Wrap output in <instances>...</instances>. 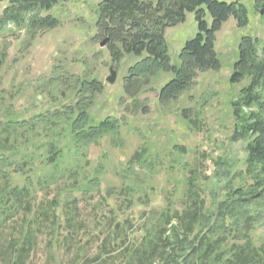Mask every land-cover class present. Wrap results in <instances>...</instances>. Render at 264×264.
I'll use <instances>...</instances> for the list:
<instances>
[{
    "label": "rangeland",
    "instance_id": "rangeland-1",
    "mask_svg": "<svg viewBox=\"0 0 264 264\" xmlns=\"http://www.w3.org/2000/svg\"><path fill=\"white\" fill-rule=\"evenodd\" d=\"M99 1L67 0L43 13L58 21L53 28L0 32V264L15 262L24 238L32 249L18 264H137L141 246H157L145 242L147 230L201 232V246L221 253L218 264H235L234 246H251L255 264H264V197L242 208L247 217L238 224L226 217L218 226L216 218L228 194L253 183L246 159L256 135L244 126L253 122L245 111L257 113L258 105L242 104L235 115L232 103L250 79L231 84L229 77L242 37L254 39L257 59L264 54V0H241L247 25L230 17L215 34L220 70L198 72L168 101L159 91L170 72L127 87L138 61L131 54L115 60V81H106L112 58L95 27ZM195 33L192 14L165 31L171 64ZM91 81L100 89H88ZM72 109L89 114L86 127L105 119L117 127L76 143L68 120L53 118Z\"/></svg>",
    "mask_w": 264,
    "mask_h": 264
},
{
    "label": "trees",
    "instance_id": "trees-1",
    "mask_svg": "<svg viewBox=\"0 0 264 264\" xmlns=\"http://www.w3.org/2000/svg\"><path fill=\"white\" fill-rule=\"evenodd\" d=\"M5 1L7 5L0 14V32L11 28H26L27 31L53 28L58 21L50 15L42 14L50 13L57 5L67 0H0V3ZM94 14L98 35H103L109 40L107 48L112 60L118 63L123 53L138 58V61L128 68L125 80L127 87H134L140 77L154 75L160 71L173 75L159 91V99L164 101L175 99L186 90L198 72L220 70L221 63L215 51V34L223 23L233 17L238 26L245 27L249 21L248 10L241 0H101L97 3ZM187 14L194 16L196 33L182 45L178 53L179 64L174 65L171 64L165 31L184 24ZM207 17L210 18L209 23ZM245 78L250 79V83L241 91L242 95L232 106L237 115L242 104L258 105L257 113L248 112V109L245 111L253 122L244 126L245 132L256 135L247 147L246 159V170L253 183L247 192L243 189L234 190L219 204L216 212L218 226L226 217L234 219L236 223L242 217H247V211L242 208L264 197V100L258 103L262 94L264 98V54L262 58L257 59L255 41L249 36L242 37L238 44V57L233 65L229 83L236 84ZM256 88L260 90L257 91ZM88 89L96 91L100 86L91 81L88 83ZM79 104L76 103L75 108L80 109ZM53 118L57 122L68 120L72 139L76 143H88L117 127V122L109 119L86 127L89 114L84 109L76 114H73V109L61 110L55 112ZM21 167L18 166V172H22ZM216 230L217 228L215 232ZM213 231L209 229L206 235L215 234ZM192 232L159 237L154 230H147L143 236L145 242L147 245L156 243L157 246H141L140 250L136 251L137 264H218L221 253L212 255L217 246H201L203 235L197 232L191 237ZM27 240L28 238H24L23 246L18 250L21 257L28 256L32 249ZM207 241L213 245L211 239ZM234 247L233 249L239 252L231 254L232 263L234 259L235 264L258 262L253 252L254 247ZM19 256L13 264L18 262ZM226 261L228 264L231 262L230 258Z\"/></svg>",
    "mask_w": 264,
    "mask_h": 264
},
{
    "label": "water",
    "instance_id": "water-1",
    "mask_svg": "<svg viewBox=\"0 0 264 264\" xmlns=\"http://www.w3.org/2000/svg\"><path fill=\"white\" fill-rule=\"evenodd\" d=\"M262 13V12H261ZM108 42V38H106L105 40H103L101 43H100V47H104L106 45V43ZM115 64H116V61L115 60H112L111 62V66L109 68V76L106 78V81L110 84H113L114 81H115V78H116V69H115Z\"/></svg>",
    "mask_w": 264,
    "mask_h": 264
}]
</instances>
